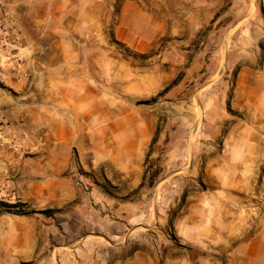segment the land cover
I'll return each instance as SVG.
<instances>
[{
  "label": "rangeland",
  "instance_id": "rangeland-1",
  "mask_svg": "<svg viewBox=\"0 0 264 264\" xmlns=\"http://www.w3.org/2000/svg\"><path fill=\"white\" fill-rule=\"evenodd\" d=\"M146 1L162 5L158 17L165 30L159 40L142 54L112 45L144 71L152 67L158 82L157 89L143 87L134 99L136 117L155 120L140 189L125 195L122 174L108 178L84 168L80 153L90 160L89 151L74 150L72 160L61 163L62 175L55 173L61 159L48 156L53 144L10 135L0 120V264H125L152 257L168 264L174 249L198 257L197 246L179 235L176 218L188 199L217 187L206 164L222 154L226 136L253 117L257 98L264 103V0ZM3 4L0 91L6 94L5 77L13 70L6 63L17 31ZM41 149L44 158L35 153ZM87 179L110 201L60 204L66 188L56 187H78ZM40 183L46 204L35 205L33 187ZM215 255L207 250V262Z\"/></svg>",
  "mask_w": 264,
  "mask_h": 264
},
{
  "label": "crops",
  "instance_id": "crops-1",
  "mask_svg": "<svg viewBox=\"0 0 264 264\" xmlns=\"http://www.w3.org/2000/svg\"><path fill=\"white\" fill-rule=\"evenodd\" d=\"M3 3L17 31L6 63L13 68L5 77L7 92L0 91L4 131L53 144L55 152L48 156L61 159L54 171L61 175V163L71 161L74 150L89 151L90 160L80 153L84 168L108 178L122 174L125 195L136 192L155 120L149 115L138 119L134 99L143 87L157 89L158 82L152 67L144 71L135 58L115 52L112 45L121 43L139 54L149 50L165 30L158 17L162 5L146 0ZM258 100L253 117L228 134L222 154L206 164L205 172L220 183L208 187L209 194L199 191L198 197L188 199L187 210L176 218L179 235L197 246L198 257L174 249L168 264H264V103ZM44 152L35 153L44 158ZM64 184L55 188H66L60 204L74 201L83 207L110 201L88 179L78 187ZM43 193L41 183L33 187L35 205L46 204ZM207 250L216 253L211 263ZM125 264L160 263L152 257Z\"/></svg>",
  "mask_w": 264,
  "mask_h": 264
},
{
  "label": "trees",
  "instance_id": "trees-1",
  "mask_svg": "<svg viewBox=\"0 0 264 264\" xmlns=\"http://www.w3.org/2000/svg\"><path fill=\"white\" fill-rule=\"evenodd\" d=\"M27 214H31V213H27Z\"/></svg>",
  "mask_w": 264,
  "mask_h": 264
}]
</instances>
